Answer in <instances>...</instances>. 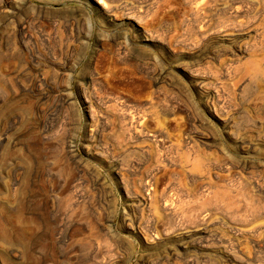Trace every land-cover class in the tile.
Returning <instances> with one entry per match:
<instances>
[{
  "label": "rangeland",
  "instance_id": "1",
  "mask_svg": "<svg viewBox=\"0 0 264 264\" xmlns=\"http://www.w3.org/2000/svg\"><path fill=\"white\" fill-rule=\"evenodd\" d=\"M0 0V264H264V0Z\"/></svg>",
  "mask_w": 264,
  "mask_h": 264
},
{
  "label": "bare ground",
  "instance_id": "2",
  "mask_svg": "<svg viewBox=\"0 0 264 264\" xmlns=\"http://www.w3.org/2000/svg\"><path fill=\"white\" fill-rule=\"evenodd\" d=\"M97 4H98L99 6H104V1H103V0H98V1H97Z\"/></svg>",
  "mask_w": 264,
  "mask_h": 264
}]
</instances>
